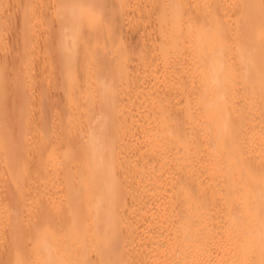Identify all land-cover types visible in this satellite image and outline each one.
I'll return each instance as SVG.
<instances>
[{
  "label": "bare ground",
  "instance_id": "bare-ground-1",
  "mask_svg": "<svg viewBox=\"0 0 264 264\" xmlns=\"http://www.w3.org/2000/svg\"><path fill=\"white\" fill-rule=\"evenodd\" d=\"M132 1L131 3H133ZM140 1L146 3L145 0ZM149 2L146 6H149V9L156 16L153 18L154 15L152 13V16L150 15V18L154 19L151 26L154 28L155 34L149 42V47L151 43L153 45L151 49L153 50V61L157 63L154 66L156 68L161 66L159 73L157 69L155 77V82L157 81L159 85H156V88L158 87L159 91L151 97L152 105L148 108V111L152 109L154 113L153 118L150 117L152 121L149 119L150 123L153 122V124L152 126H146L145 123L144 131L142 127L147 142L146 144L141 142V144H144V151L148 156L145 159L148 162L143 160L144 165L141 164L142 166L146 165L145 168H149L151 162H154L156 163L155 169L157 172H155V169L151 171V168L154 167L152 165L149 170H146L150 173L155 172L152 173L153 176L148 172L147 176L145 172V177L143 173L142 176L139 175V177H144V180L140 178L139 181V178L136 177L138 180L136 183L141 182L143 185L147 183L148 186L145 190H147L146 192H148L150 198L147 199L145 207L141 209V213H143L141 218H143L140 222L142 224L136 226L138 230L136 228L132 235H128V242H126L127 232L124 226L123 229L120 228L121 230L116 228L118 221L123 223L124 219L119 213L114 212V210H117L115 207L118 208L117 205H119L117 200L122 201L120 198L124 199L127 196L123 195L126 193L118 191L122 180L120 181V176H114L115 172L111 173L114 166L110 167L107 164V162L112 163L114 158L117 160L120 157L118 150H122L121 147H118L117 150L116 146L118 140L121 139L120 133H116L118 130H111L118 123V116H121L114 109L117 110L118 107L121 109V107L119 104L118 107L113 106V102L108 103L112 99H109V93L115 91L113 87L115 86L116 75H119L118 72L124 75L123 61L119 63L118 70L116 64H113L115 61L114 52H117L115 45L118 41V28L114 20L115 13L113 10L114 0H20L19 3L17 2L19 5L16 4L17 7L14 10L18 13L15 16L19 15L17 18L20 17L19 19L24 22L23 38L20 41H14L13 44L11 41L9 45H13L11 48L13 51L14 49L16 51L18 47L34 49L32 59L34 57L33 62L38 65V70L36 69L38 73L34 70L36 68L34 67L31 75H33V71L36 74L33 77L30 75L34 80L30 79L26 88L20 82L15 83L14 94L15 97L17 96L16 99H20V103H18L17 109L15 108L16 112L13 114V120L28 119L29 116L26 117V115L35 112L34 107L38 104L42 112H45L48 106L55 108L54 106H59L63 96L69 94V98L72 96L74 89L78 90L81 85H85L89 90V94L86 93L84 96L88 94L89 99L86 98L90 102L86 104L85 108L83 107V112L86 111L85 109L89 110L92 114L89 113L92 117H90L91 122H89V125L85 119L83 122H86L87 126L83 125L87 129L82 130L77 136L66 138V144H78L79 149L85 147V150L80 149V151L85 152L86 157L87 154L89 155V161L93 169L86 180V184H80L77 187L76 185L72 186L68 191L63 190L56 193L53 190L51 192V189H46V185L47 187L50 185V188L53 187L54 180L45 182L42 191L38 195L37 212L32 226L37 236L35 251L32 253L31 250H26L25 252L23 245L20 248L14 247L12 250L13 255H11L16 264H128L124 260L125 254L128 253L135 255L133 260L135 264H264V185H262L264 180L261 181V184L257 180L259 183L257 185H260L258 187L255 184L256 181L254 182L255 187H252L253 182L241 185V177L249 175L250 172L252 173V169L249 166L251 171L245 172L248 174L242 171L245 174L243 175L242 169L238 168L235 161L240 154L241 156L244 154L242 150L240 152V148L242 144L245 146L246 142L248 143L245 137H249L250 140L253 137L249 135L264 129V0H149ZM7 3L5 0H0V49L5 41L4 34L6 33L3 30V20L6 23L7 16L9 18L6 10L10 8H7ZM122 7L125 9L124 6ZM150 10L149 12H151ZM137 11H140V9L137 10L136 8ZM18 21L16 22L18 23ZM31 21L36 22V30L32 33L28 32L30 31L28 23ZM127 21L125 22L127 23ZM16 22L13 23L16 24ZM7 23L4 24V27ZM30 24L32 25V23ZM16 26L15 29L12 27L14 31L18 30ZM8 29L10 31V28ZM149 38L151 39V37ZM140 41L142 40L140 39ZM174 52L179 54L176 55L177 60L173 55ZM16 59L12 60L13 63L10 60V66L13 68L14 74L18 72L20 61L24 64L28 58L19 59L20 61H16ZM26 63L28 64V61ZM7 65L3 59H0V74H3L6 70H8V73L10 72ZM23 72L25 73V71ZM155 78L153 76V79ZM1 84L0 81V134L4 131L2 124L8 121V118H6L7 112L4 110V107L6 109L7 107L4 104L1 105L5 101L3 98L4 88ZM37 87L44 88L39 103L29 105L28 97L24 94L27 92L25 90H34ZM142 89H144V86ZM116 94L114 93V95ZM65 104L72 107V104L71 106ZM111 104H113V107ZM259 106H263L262 109ZM152 110L149 111L151 114ZM59 111L60 113L56 112L57 114H51L52 112L42 114L43 117L37 124V131L39 130L44 136L41 143L46 141L45 136L51 134L50 139L47 140V143H43L45 146L42 150L40 148L39 151V155L41 154L39 156L41 168L46 165L47 152L56 151L58 146L64 142L55 134L61 132L62 119L64 117L68 118L66 115L62 116V113H71V111L67 107H61ZM118 111L120 110L118 109ZM252 112L255 118L253 119L252 116V121H250V118L249 121H246L249 117L248 113ZM243 113L248 114L246 118L244 117L245 120L241 116ZM81 114V110L77 109L74 118H79ZM178 114L180 115L178 116L179 121H176ZM70 125L69 127H71ZM94 125H97V127L95 128ZM130 127L129 125L126 131ZM115 128L118 129V126ZM122 128L120 129L122 130ZM187 130L190 136L195 133L198 135L196 136L199 137L198 139L194 136V139L198 140L197 143H202L206 147L208 145L214 150L220 149L221 154L219 153L218 159H224L229 168L223 171V175L221 173L220 176H213L210 182L207 183L209 185L205 190V187L202 186L201 188L197 186L195 188L197 180L195 181L193 176L181 175L179 180H177L179 175L168 176L170 170L166 165L167 158L173 157L169 150L175 145L176 149L172 148V150H177L174 155L178 157L177 162L184 159L186 152L182 147L184 143L179 139V136H182V132H185L183 135L186 136ZM167 131L168 133H170L169 131H178L179 134L175 137L173 135V138L160 136L159 144H157L158 148L153 149L154 151L150 150L148 143L152 142L154 135L163 132L164 135L165 132L167 135ZM117 134L119 139L116 137ZM231 134L234 137L229 138ZM124 135L121 137L127 139ZM3 136L2 138H4ZM157 137L159 138V136ZM261 137L259 138L261 139ZM19 138L18 141L21 138L23 139L22 136ZM4 139V143L2 141L3 144L0 147V150L2 149L0 159L5 160V158H2V154L6 151L3 148L7 146L5 145L7 140ZM123 139L121 140L124 141L125 139ZM245 139L247 141H244ZM1 140L0 135V142ZM140 140H137L138 144H140ZM21 141L17 144L24 143ZM156 142L158 143V139ZM122 143L124 144V142ZM117 145L120 146V143ZM261 147L264 149V141ZM262 153L264 154V152ZM257 157L260 159L261 156L257 155ZM53 159L50 163L58 161L55 158ZM259 159L258 162L264 160L263 158ZM149 160L152 161L149 163ZM146 162L150 164L149 167H147ZM1 165L2 163H0V179L8 175L4 176L2 174L7 166L4 162L3 167ZM138 166H140V163ZM258 166L263 168V163ZM145 168L143 169L145 170ZM65 172H67V168L63 171V173ZM237 172L241 175L237 176ZM60 176L61 174L58 177ZM11 179V177H9V180L7 179L10 186ZM101 182L102 184H99ZM5 183L0 184V200L5 197L3 194H7V189L12 188L10 186L6 188L7 183ZM174 187H177L181 193ZM95 188H99L100 192L96 191L98 193H94L93 189ZM136 188L138 187L136 186ZM176 190L179 193L178 196L175 194L177 193ZM194 190L200 194L203 193V197H198L196 200ZM11 192V190L8 191V195L12 194L13 196L14 190ZM137 193L139 194V192ZM191 193H195L194 197ZM138 194H135L136 197ZM147 194H144L145 198L148 197ZM140 195H143V193ZM169 196L174 197L167 199ZM139 197L137 200L141 199ZM241 197L244 198L239 202L237 199ZM11 201L13 202L14 199L10 200V203ZM139 201H141L140 204H143V200ZM11 214L13 213H9V216H12ZM13 215L16 216L15 212ZM137 215L140 217L142 214L138 213ZM15 216L11 219L5 214V217L10 218L12 221L10 232L13 234L18 227L22 226L18 217ZM118 216H120V219H118ZM87 226L91 227L87 228ZM21 231L19 230V232ZM60 235H63V237H60Z\"/></svg>",
  "mask_w": 264,
  "mask_h": 264
},
{
  "label": "rangeland",
  "instance_id": "rangeland-1",
  "mask_svg": "<svg viewBox=\"0 0 264 264\" xmlns=\"http://www.w3.org/2000/svg\"><path fill=\"white\" fill-rule=\"evenodd\" d=\"M5 1H6V3L8 2L7 3V8L8 9L10 8L9 10H6V12L9 14V18H8V16L6 18V23L8 21V23H10V24L7 23V25H5V27H4V24H6V23H5V20H3V30H4V32H6L5 34L7 35V40H6V35L5 34H4V37H5V41L7 43L4 41L3 46L0 49V54L3 56V57L1 56L0 59H3L6 65L9 62L8 63L9 66L7 65V67L9 68V71L10 72L8 73L7 72L8 70H6L4 72L5 74L4 73L3 74H0L1 75L0 76V81L2 83L1 86L4 88V96H3V98L6 101V102L4 101L3 103H1V105L2 104L6 105L7 109L4 106L3 107H4V110L7 112L6 113V115H7L6 118H8L7 123L5 122L4 124H2L3 125L2 127L4 128V131H3L4 133L2 132V134H0L1 135V139H2L1 142H0V147H1V144L4 143L3 139L5 137L6 138L4 140L5 141L7 140L5 142V145H7V146L5 148H3V150H6V151H4L5 153L3 152L4 156L2 154V158H5V160L4 159H0V161L1 160L2 161L4 160L3 162H4L5 166H7V167H5V170L4 171L2 169V171H3L2 174H4V176L7 175V174L8 175L5 178L2 177L0 179V184L3 183V182L4 183L6 182L7 183L6 188H9L10 185H9V182H7V181L9 180V177H11L12 179H11V183H10L11 186L10 187H12V188L11 189L10 188L7 189V194H3V196H5V197H2V199H1L2 201L0 200V202L2 203V204L0 203V206H1L0 207V224H2V225H0V228H1V230H0V248H1L0 249V264H16L14 262L13 256H12L13 255L12 254L13 253L12 250H13L14 247L15 248L16 247L17 248L19 247L20 248V246L23 245V250L25 252H26V250L27 251L31 250L32 253H33V251H35V244H36V237L37 236H36L35 232L33 231L32 226L34 224L35 217H36V212H37L38 195H39V192L42 191V187L44 186L45 182H47V181L49 182V181H53L54 180L53 181V184H52L53 187L50 188V185L48 187L46 185V189L47 190L48 189L49 190L51 189L50 190L51 192L54 190L56 193L62 192L63 190H67L68 191L69 188H71L72 186H75V185L77 187V185L86 184V180L90 176V174H91L90 172H92V169H93L92 168V165H91V162L89 161L90 160L89 159V155L87 154V157H86L85 156V152H82V150L80 151V149L85 150L84 149L85 147L84 148L83 147H80V149H79V145L78 144L77 145H74V144L67 145L66 144V141H67L66 138H69V137H72V136H77V135H79L80 132H82V130L87 129V127H86L87 125L86 124L89 123V122H91L90 120L92 118L91 117L92 114L89 112L88 109H85L86 111L83 112L86 104H89L90 101L87 100V98L89 97V95H88L89 94V90L85 87V85H81V87L78 90L74 89L71 97L68 98V95L69 94L66 95V96H63L62 97L63 99L61 98V103H59V106L56 105V106H54L55 108H50L48 106V107H46V110L44 108L45 112H42L41 111L42 109H40V105L38 104L37 105L38 106V110H37V106L34 107V111L36 109L35 112H37V113L31 111L32 112L31 113L32 115L31 114L30 115H26V117L29 116L28 119L27 118H24V119H22V121H16V120L14 121L13 120V114L16 112L15 111V108L17 109L18 103H20V99H18V98L16 99L17 96L15 97V94H14V90H15L14 89V85H15L16 82H20L26 88V85H29V80L30 79L32 80V77L35 76L36 73H34V72L36 71L38 73V71H37L38 70V65H37L36 62L35 63L33 62L34 61V57L32 59V56H34V54H33L34 53V49L31 50V48H26L25 49V48H22V47H20V48L18 47L19 50L17 48V50H16L17 52L14 49L15 53L11 49L12 46H13L11 44L9 45V43L11 41H12L11 43L13 44L14 41H20L23 38L22 32H23V28H24V25H23L24 22H22L21 19H19L20 17L17 18L19 15L17 17L15 16L18 13L15 12L14 9H16V7H17L16 4H17V2L19 3L20 0H12V1L11 0H9V1L5 0ZM121 1L122 0H118V1L117 0H114V4H113V10H114V13H115L114 20H115V23H116L117 28H118V34H117L118 35V41H117V43L115 45V47L117 49V52H114V54H115L114 60L115 61L113 62V64H116V69H117V67H119L118 66L119 63H121L123 61L124 63L122 62V64H123V69H124V75H121L120 72H118L119 75H116L117 74V72H116V74H115L116 75V77H115L116 79H115V82H114V85H115L114 87L115 88L113 87V90L115 89V91L114 92L112 91V93L110 92L111 94L109 93V99L110 98H112V99H110L111 102L109 101L108 103L110 104V103L113 102L114 105L111 104V106L113 105V106H117L118 107V104H119V106L121 107V109L119 107L118 108L116 107L117 110L114 109V111H117L118 114L121 115V116H118V118H117V122L119 123V125H117L118 124L117 123L116 126H118V129H116L115 128L116 126H115L111 130L112 131L114 129L115 130H118V131H116V133L117 132H118V134L120 133V138L121 139H123L122 137L125 134L124 136L128 139V141L125 138H124L125 140L123 139L124 141H122L121 139H119V135L118 134L116 135V137L119 139L118 140V143H120V146L117 145L118 143L116 144L117 150H118V147H121L120 149H122V150H118V155H120V157L119 156L118 157L120 158V160L118 161L119 158H117V156H116L117 160L114 158L112 163L111 162H109V163L107 162V164H108V166L110 165V167L111 166H114L113 167L114 170L111 168L113 170V171H111V173H114L115 172L114 173V176H120V178H121L120 181L122 180L121 183L119 182L120 183V186L118 188L120 190H118V191L119 192L121 191L123 193H126V194H123V195L125 197L127 196L126 198H124L126 201L124 199H121L119 197L120 200H122V201L117 200V203L119 205L120 204L121 205L119 206V205L116 204L118 206V208L115 207L117 209L116 210L117 212L114 209L113 210H114L115 213H117V214L119 213V215H121L122 218L124 219L123 223L120 222V221H118L116 228L118 230H121L120 228L123 229V226H124V229L127 232V234H126V236H127L126 242H128L129 241V239H128L129 236L128 235L129 234L132 235L136 231V228H137L136 226L137 225L140 226V224H142L141 222H142V218L143 217L141 218V216H143V213H141L142 212L141 209H143L145 207V205L147 203V199L150 198L149 197L150 195L148 196V194H147L148 192H146L147 190H145V188H147V186H148L147 183H146V185H143V184H141V182H139V183H136V182H138V180L140 181V178L144 180L145 179L144 178L145 177V174H147V172H148V174H152V173L154 174L155 172H157V170L155 169V164L156 163L151 162L152 160L151 161L149 160V163L150 162L152 163L151 165L147 163L148 161L145 158H147L148 156L146 154V151H144V149H145L144 148V144H141V142L142 143H145V144L147 142L145 140V136H144V133L145 132L144 133L142 132V129L144 128L145 123H146V126H148V125L149 126H152V124H153V122L152 123H150V122L152 121L151 119L153 118V116H154L153 114L154 113H153V110L150 109V110H152V114H151L150 113L151 111L149 110L150 111L149 112L148 111V108H150L149 106L152 105L151 104V102H152L151 101V97H153V95L156 92L159 91V88L158 87L156 88V85L157 86H159V85H158L157 81L155 82V80H156L155 77H156L157 71L159 70L158 73L160 72V69L159 68H160L161 65L158 68H156L154 66V65H157V63H155V61H153L154 60V56L152 55L153 54V50H151L152 47H153V45L150 43V47H149V42L152 40V36H154V34H155L154 28L151 26V23H153V21H154L153 18L156 17L155 14L152 13V11L149 9V6L148 7L146 6V4H149L150 3L149 0H145L146 3H144V2H142L140 0H133V1L131 0L133 3H131L130 0L129 1L128 0H123L122 2ZM134 1L135 2L137 1L138 4H137V2L135 3ZM134 3H135V5H134ZM17 5H19V4H17ZM126 5H128V6H126ZM142 5H143V7H142ZM122 6H124L125 9ZM145 7H147L146 8V11H144L145 10ZM18 8H19V6H18ZM136 8H137V10L140 9V11H137L136 12ZM115 9H117V10L115 11ZM148 9L151 12H149ZM124 10H125V12H124ZM133 10H134V13H133ZM151 13L154 16H152ZM145 14H147V15H145ZM150 15L153 18L152 17L150 18ZM137 16H138V18H137ZM15 19H17V20H15ZM18 19H19V21H18ZM124 20L125 21L128 20L127 23ZM16 21H18V23ZM13 22H16V24H14ZM30 23H32V25ZM34 23H33V21H31V22L28 23V27L30 29V31H28V32L32 33V31L36 30V27H35L36 22H34ZM12 24H14L15 26L18 24L19 27H18V25L16 26L18 30H15L14 31L12 29V27H14V29H15V26L14 25L11 26ZM29 24H30V26H29ZM142 24H143V27H145L146 25H148L149 27L151 26V27L149 28L148 26H146L147 27V29H146V27L145 28L142 27ZM8 28H10V31H9ZM31 29H33V30H31ZM149 30H150V32H149ZM16 31H18V32H16ZM136 32H138V34H136ZM17 36H18V38H17ZM149 37H151V39ZM140 39L142 41H140ZM2 51H4V52H2ZM25 51H27V52H25ZM18 52H19V54H18ZM151 55H152V58H151ZM173 55L175 56V58L177 60V56L176 55H179V54H177V53L174 52ZM16 56H17V59H16ZM19 56L20 57L22 56V57L20 58ZM29 56H31V57H29ZM23 58H26V59L28 58L26 60V62L28 61V64L26 62L24 64L21 63V61L19 59L24 60ZM15 59H16V61H18V60L20 61V64L18 66L19 69H18V72L16 74L13 73V70H12L13 68L10 66V64H11L10 63V60L13 63L12 60H15ZM32 64L33 65L35 64V65L33 66ZM26 65H27V67H26ZM31 65H32V68L30 69ZM21 66H22V68H21ZM34 67H36L34 69L35 71H33V75H31L32 70H33ZM23 71H25V73ZM11 76H13V77H11ZM153 76H154L155 79H153ZM26 80H27V82H25ZM153 80H154V83H153ZM142 85L144 86V89H142L143 88ZM34 87H36V86H34ZM155 88H156V90H155ZM119 89H121L120 90L121 92L119 91ZM123 90H124V92H123ZM43 91H44V88H38V87L37 88H34V90H31V89L25 90L26 93H24V94H26L27 97H28L27 100H28L29 105L35 104V103H39V99H40V96L42 95ZM151 91L154 92V93H152ZM34 92H36V93H34ZM142 92H144V93H142ZM27 93H32V94L28 95ZM86 93H88V94L86 96H84ZM114 93L115 94L117 93V94L114 95ZM5 94H6V98H5ZM18 95H19V93H18ZM113 96H115V97H113ZM146 96H147V98H146ZM20 98H21V96H20ZM31 98H33V99H31ZM78 98H80V99H78ZM123 98L126 99V100H124ZM36 100L38 102H34ZM122 100H124L123 101L124 104H123ZM152 100H154V99H152ZM65 103H67L68 105L70 104L69 106H71V104H72V107H68ZM82 105H84V106H82ZM146 105H147V107H146ZM61 107L62 108L67 107V108H69V111H71V113H67V112L62 113V116L66 115V117H68V118L66 119L64 117L62 119V121H61V123H62V129H60L61 132H59L58 134H55V135H58L59 138L61 140H63L64 142L58 146V148L56 149V151L51 150V152L50 151L47 152V154H46L47 155L46 156V163H45L46 165H44V167L41 168L40 165H39V156L41 155V154L39 155V151H40V148L42 150V148L45 146V144H43V143H47V140L50 139L51 134L45 136L46 137L45 138L46 141L43 142V143H41V141L44 140V138H43L44 136L40 133L39 130H38L39 132L37 131V124L39 123V121L43 117L42 114H44L46 112L49 113V114L51 112H52L51 114H55L56 112H59L60 113L59 109ZM73 107H74V109H73ZM78 107H80V108H78ZM259 107H261L260 109H262L263 106H259ZM70 108L73 109V110H71ZM77 109H80L82 114H81V116L79 118H74L75 112L77 111ZM118 109L120 111H118ZM30 110H31V108H30ZM122 110H123V112H122ZM248 114H249V117L246 119V121L247 120L249 121V118L251 119L250 121H252V116H253V119H254L255 118V115H252L253 112L252 113H248ZM129 115H131V116L129 117ZM135 115H137V116H135ZM245 115H246V113H243L241 115L243 119H244V117L245 118L247 117V115L246 116ZM122 116H123V118H122ZM126 116H128L127 117L128 119L126 118ZM178 116H180V115L178 114L176 116L177 117V120L176 121H179ZM150 117H151V119H150ZM181 118H182V116H181ZM84 120L86 122L87 121L88 122L87 123L86 122H83ZM224 120H225V118H224ZM226 120H227V118H226ZM80 121H81L82 124L80 123ZM222 121H223V119H222ZM69 122H72V123H69ZM69 124H71L70 125L71 127H69ZM83 124L86 125V126H84ZM24 125H26L27 127L24 126ZM89 125H90V123H89ZM129 125L131 127H130V129L128 131H126L129 128ZM94 127L96 128L97 125H94ZM120 128H122V130ZM70 129H71L72 132L70 131ZM144 130H145V128L143 129V131ZM33 131H36V132H33ZM125 131H126V133H125ZM5 132H6V135H5ZM29 132H30V134H29ZM169 132L170 133H168V131H167V135H166V132H165V135H164V132H163V133H160L161 135L160 134H157L156 136L154 135V137L152 136L154 138V140L152 138V142H149L148 143V146H150V148L149 147L148 148L150 150L151 149L152 150L153 149H157L158 148L157 144H159V139L161 138L160 136H165V137L170 138L173 135L175 137L176 135L178 136V134H179V133H177L178 131H169ZM260 132H258V133L255 132V134L253 133L252 135H249V136L253 137L252 139L250 138V140L248 139L249 137L248 138L245 137L248 140V143L246 142L247 146H246V144H245V146L242 144V146L240 148V152L242 150V153H244V154H242V156L240 154L239 158H236V160H235L237 162L238 168L242 169L241 172L242 171L244 173L245 172H249L252 169V173L250 172L251 176H249L250 174L246 176L245 174H248V173H245L244 174L242 172V174L245 175L246 177L245 176H242L241 177L242 178V180L240 182L241 185L242 184H248V183L251 184L253 182L252 183V185H253L252 187H255L254 186L255 184L258 187L260 185H257V184H259V183L261 184V181L264 180V162H263L264 160H261L262 162L259 161L260 162V164H259V162H258V159L259 158L257 157V155H258V156H261L264 159V154L262 153V152H264V149L261 147V145L263 144V141H264V129L262 131H260ZM121 133H123V134L121 135ZM130 133H132L133 135L130 134ZM170 134H171V136H170ZM183 134H185V132H182V136L180 135L182 138L179 136V139L181 141H183V143H184L182 147H183L184 151L186 152L185 153V157H184V159L182 161H180V162L178 161L177 162V158L178 157H176L177 155L174 156L175 155V152L177 150H172V148L173 149H176V146L173 145L175 148L172 147L169 150V153L171 152L170 154L173 157H168L167 158V162H166V165L169 167L168 170H170L169 171L170 174L168 176H170V175L171 176H178L179 175L177 177V180H179V177L181 175L182 176H185V175L186 176H193L195 178V181L197 180V183L195 182V188H196V186L199 187V188H201V186H202V187H205L204 188V190H205L208 187V185H209L207 183L210 182V180L212 179L213 176L214 177L217 176V175L220 176L219 174H221V173H222L221 175H223L224 174L223 171H225L226 168H227V170L229 168L226 165L224 159H223L224 160L223 163H225V164L222 163L223 160L221 158L220 159L222 161L218 159L219 158V153L221 154L220 149H217L216 148L217 150H214V149H212L208 145L206 147V146L202 145V143L201 144L199 142L197 143L198 140H195L194 139V136H195L196 139L199 138V137H196V136H198L196 133H195L196 135L193 134V135L190 136V134L188 133V130H187L186 131V136L183 135ZM135 135L137 136V138H136ZM2 136L4 138H2ZM21 136L23 137V139L21 138V140H23V141H21V140L20 141L22 143L23 142L24 143L23 144H20V143L17 144L18 142H20V141H18V139H20L19 137H21ZM139 136H140V138H139ZM157 136H159V138ZM27 137H28V140L29 141L27 140ZM129 137H130V139H129ZM155 137L158 139V143L156 142L157 139ZM231 137H234V135L231 134L229 136V138H231ZM259 137H261V139ZM155 139H156V141H155ZM246 139L244 141H247ZM137 140L138 141L140 140V144H138L139 142H137ZM143 140H145V141L143 142ZM2 141H3V143H2ZM26 141H28V142H26ZM122 142H124V144ZM121 143H122V146H121ZM150 143H151V145H150ZM259 143H260V145H259ZM248 144H250V145H248ZM129 145H131V146H129ZM123 146H124V148H122ZM139 146H141V147H139ZM245 147H246V149H245ZM261 149H263V150L261 151ZM1 151H2V149L0 150V156H1V153H2ZM52 151H53V153H52ZM119 153H122V154H119ZM25 154H26V156H25ZM139 154H141V155H139ZM181 155H182V153H181ZM183 155H184V152H183ZM183 155H182V157H183ZM52 157L55 158V160H58V161L56 163H50L51 161L54 160ZM261 157H260V159H262ZM50 158H51V160H50ZM143 160H144V162L147 161L146 162L147 163V167H149V165H150V167L152 165H154V167L151 168V171H153L154 169L156 171L155 172H152V173H150V171H147V170H149L150 167L149 168H145L146 165L145 166H142V164L144 163ZM47 161H48V163H47ZM3 162H0V163H2V165H1L2 167H3ZM136 162H137L138 165L140 163V166H138L137 164H135ZM168 162H169V164H168ZM117 163H119V164H117ZM257 163H258V165H261L263 163V168H259V166L257 165ZM133 164H134V166L136 165L137 168H136V166L135 167L132 166ZM256 165L258 166V168H257ZM249 166H250L251 169L249 168ZM132 167H134V168H132ZM260 167H262V166H260ZM66 168H67V172L63 173V171ZM135 168H136V170H135ZM143 168H145V170ZM245 168H246V170H245ZM137 169H139V170H137ZM69 170H70V172H69ZM123 171H125V172H123ZM158 172H159V170H158ZM118 173H120V174H118ZM142 173L143 174L145 173L143 178L142 177H139V175H141V176L143 175ZM237 173L239 174V172H237ZM60 174H61V176L58 177ZM134 174H135V176H134ZM148 174H147V176H148ZM153 174H152V176H153ZM238 174H236V175L237 176H240L241 175V173L239 175ZM106 175L108 176L109 174H106ZM149 176H151V175H149ZM158 176H159V174H158ZM136 177L139 178V179L137 180ZM128 179H129V181H128ZM134 179L137 180V181H135ZM2 180H4V181H2ZM143 180H142V183H143ZM257 180L260 181V182L258 183ZM255 181H256V183L254 184ZM127 183H128V185H127ZM3 184H1V185H3ZM99 184H102V182L99 183ZM138 184H140L139 186H141V188H142V186H144L143 187L144 189L142 188V190H141V188H139ZM16 185H18L19 188ZM262 185H264V181L262 182ZM14 186H16V187H14ZM136 186L138 188H136ZM13 187H14V189H13ZM174 188L177 189V187H174ZM16 189H17V192L20 189L19 190V193H18V196L20 194L19 197L16 195L17 194V192L15 191ZM122 189H123V191H122ZM137 189L140 190V191H138ZM10 190L12 192L14 190L15 195H14V192H13V196L11 194L12 192L9 193L11 195H8V191H10ZM177 190H179V189H177ZM177 190H176V192H177ZM96 191L100 192V189L99 188L98 189L97 188L93 189V192L94 193H98ZM194 191H195V193H196L197 196L195 195V197H194V194L195 193L194 194L191 193V195L195 199L196 198L198 199V197H200V198L203 197V193L200 194L199 192H196V190H194ZM137 192H139V194ZM141 193H143V195H140ZM179 193H181L180 190H179ZM179 193L177 192L175 194L177 195ZM135 194H138V196L136 197ZM144 194L145 195L147 194L148 197L145 198ZM123 195H121V196H123ZM142 196H144V197H142ZM170 196L167 199L174 197V196L173 197H170ZM6 197L7 198L10 197V198L7 199ZM138 197L141 198V199H138V200H143L142 201L143 204H140L141 201L138 202V200H137ZM193 197H192V199H194ZM15 198H16V200H15ZM243 198L244 197H241V198H238L237 200L240 202ZM6 199H7V201L9 199L10 200H13L14 199L13 202L11 201L12 205H10L11 204L10 203V200L8 201L9 202L8 203L6 201ZM20 200H21V202H20ZM125 202H126V204H125ZM16 203H17V206H16ZM225 203H228V202H225ZM2 206H3V208H4L5 211L3 210ZM14 207H16V208L14 209ZM119 209H121V210H119ZM132 210H134V211H132ZM138 210H139V212H138ZM8 212L9 213H13V214L15 212L16 216L18 217L19 221L22 224V226H20V227H18V229H16V232L14 234L11 233L10 231L12 230V228H11L12 227L11 226V223H12L11 219L15 215L11 214L12 216H9V213ZM136 212H138L139 214H142V215H140V217H139V215H137L138 213H136ZM5 214H6L7 217H11V219L5 217ZM34 214H35V216H34ZM28 215H30V216H28ZM23 217H25V218H23ZM119 217L120 216H118V219H120ZM9 220H10V222H9ZM140 220H141V222H140ZM23 221H25V222L23 223ZM138 222H139V224H138ZM121 223H122V225H121ZM2 226H3V228H2ZM5 226H6V228H5ZM90 227L91 226H89V227L87 226V228H90ZM126 227L128 228L129 231L127 230ZM10 228H11V230H10ZM19 230H22V231L19 232ZM137 230H138V228H137ZM6 237H7V240H6ZM60 237H63V235H60ZM15 244H16V246H15ZM130 254L129 253L128 254H125L124 260H126V262H128V264L129 263L130 264H135V262L133 261L135 255H130Z\"/></svg>",
  "mask_w": 264,
  "mask_h": 264
}]
</instances>
